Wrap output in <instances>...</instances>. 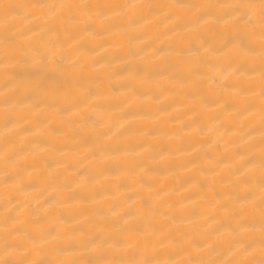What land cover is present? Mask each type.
<instances>
[{"label":"bare ground","instance_id":"1","mask_svg":"<svg viewBox=\"0 0 264 264\" xmlns=\"http://www.w3.org/2000/svg\"><path fill=\"white\" fill-rule=\"evenodd\" d=\"M0 264H264V0H0Z\"/></svg>","mask_w":264,"mask_h":264}]
</instances>
